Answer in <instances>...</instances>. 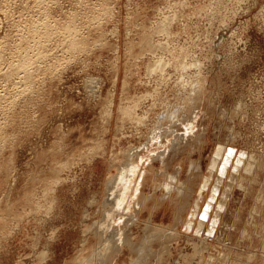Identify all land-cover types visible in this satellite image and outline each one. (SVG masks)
Instances as JSON below:
<instances>
[{"label": "rangeland", "instance_id": "rangeland-1", "mask_svg": "<svg viewBox=\"0 0 264 264\" xmlns=\"http://www.w3.org/2000/svg\"><path fill=\"white\" fill-rule=\"evenodd\" d=\"M87 263L264 264V0H0V264Z\"/></svg>", "mask_w": 264, "mask_h": 264}, {"label": "bare ground", "instance_id": "bare-ground-1", "mask_svg": "<svg viewBox=\"0 0 264 264\" xmlns=\"http://www.w3.org/2000/svg\"><path fill=\"white\" fill-rule=\"evenodd\" d=\"M231 150H232V149H230V150L228 151V155H225L226 157L224 156L225 158H224V160H223V163H222V164L219 163V164L221 165V168H220L219 165H218V167L221 169V173H224V172H225V171L223 172V170H224V169L226 170L227 165L229 164L230 156H232V151H231ZM220 153H221V152H220ZM217 154H218V153H217ZM221 156H222V155H221ZM219 157H220V156H219ZM219 157L216 156V158L213 160V165H211V167H210L211 170L216 169V163H217V159H218ZM210 160H211V159H210ZM221 161H222V160H221ZM238 162H239V161H238ZM238 162H237V163H238ZM237 163H236V165H237ZM239 163H240V162H239ZM239 163H238V164H239ZM127 165H128V164H127ZM128 167L130 168L131 166L129 165V166H127V168H128ZM218 167H217V168H218ZM125 168H126V167H124V171H126V172L129 171V170H125ZM121 169H122V167H121ZM211 170H210V173H211ZM121 171H122V170H121ZM126 172H125V173H126ZM130 172H131V173L128 174V176H125V177H123V175H121L120 172H119V173H120L119 176L117 175V176H118L117 178L120 177V181H119V179H117V182H116V180H115V182H116V183L119 182L118 184H120V182L123 180L122 182H124V184H123L122 195L119 193L121 196H118V197L116 196V198L114 197V198H115V199H114V203H113L114 206L112 205L113 208L115 207L116 209H120V208L122 207V205H123L122 198H125L126 195H127V193H128L129 191H132V194H136V192H137L138 189H139V187H138L139 184H138V183L136 182V180H135V177H137V175H138L139 173H137L135 167L131 168ZM216 172H217V171H216ZM122 173H123V172H122ZM219 174H220V173H219ZM126 175H127V174H126ZM115 176H116V175H115ZM205 178H206V177H205ZM205 178H204L205 181L203 182L204 184L201 185V187H199V188H200V192H199L200 194H201L202 189H204V188L207 186L208 181L210 180V179L208 180L207 178H206V179H205ZM211 178H212V177H211ZM110 182H111V181H110ZM110 182H109V187H110ZM131 183H132V184H131ZM136 183H137V184H136ZM114 184H115V183H114ZM121 184H122V183H121ZM118 186H119V185H118ZM120 186H121V185H120ZM121 187H122V186H121ZM207 188H208V187H207ZM112 189H115V188H111V190H112ZM207 190H208V189H207ZM119 192H120V191H119ZM113 193H114V192H113ZM216 193H218V192H216ZM110 194H112V193H110ZM116 194H117V193H116ZM130 194H131V193H130ZM204 194H205V193H204ZM133 196H134V195H133ZM109 198H110V197H109ZM199 198H200V197H199ZM201 198L204 199L203 196H202ZM201 198H200V199H201ZM196 199H198V198H196ZM109 202H110V201H109ZM200 202H201V201H200ZM208 203H210V202H208ZM210 204H211V203H210ZM212 205H213V204H211V206H212ZM183 206H184V205H183ZM200 206H201V205H200ZM204 206H205V205H204ZM115 208H114V209H115ZM124 208H125V207H124ZM124 208H123V209H124ZM196 208H197V207H196ZM208 208H209V204H206V209H208ZM200 209H201V208H200ZM200 209H199V210H200ZM209 209H210V208H209ZM111 210H112V209H111ZM199 212H200V211H199ZM208 212H209V210H208ZM206 213H207V212H206V210H205V213H202V214H205V215H202V214L200 213L202 217H201L200 215H199V216H200L201 218L204 219L205 216H206ZM194 214H197V213H194ZM192 216H193V215H192ZM116 217H117V216H116ZM200 217H199V218H200ZM178 219H179V218H178ZM176 220H177V219H176ZM200 220H201V219H200ZM205 220H206V219H205ZM188 223H189V222H187V225H189ZM174 226H175V225H174ZM212 226H213V225H212ZM172 227H173V226H172ZM196 227H197V226H196ZM189 229H190V228H189ZM172 231H173V230H172ZM101 235H102V234H101ZM197 236H198V235H197ZM115 237H117V235H116ZM119 237H120V236H119ZM187 237H188V236H187ZM118 244H119V243H118ZM192 244H193V243H192ZM199 250H201V249H199ZM202 250H203V249H202ZM87 264H88V263H87Z\"/></svg>", "mask_w": 264, "mask_h": 264}]
</instances>
